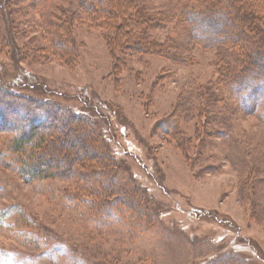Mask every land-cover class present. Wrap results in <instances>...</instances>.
<instances>
[{
    "label": "rangeland",
    "instance_id": "obj_1",
    "mask_svg": "<svg viewBox=\"0 0 264 264\" xmlns=\"http://www.w3.org/2000/svg\"><path fill=\"white\" fill-rule=\"evenodd\" d=\"M123 1L105 25L109 0H0V264H264L253 32L197 34L226 0ZM39 154L70 166L26 175Z\"/></svg>",
    "mask_w": 264,
    "mask_h": 264
},
{
    "label": "trees",
    "instance_id": "obj_2",
    "mask_svg": "<svg viewBox=\"0 0 264 264\" xmlns=\"http://www.w3.org/2000/svg\"><path fill=\"white\" fill-rule=\"evenodd\" d=\"M245 1L243 2V0H226L224 4H228V9H229L228 12L226 11L219 12V10H214L213 12L209 11L208 14L202 15L201 13H199L198 10L189 11V13L191 12L192 14L189 15L188 19L193 24V28L199 31V33L197 34L205 33V31H202L200 27L201 25L200 23H202V20L209 22V25L212 24V27L214 29L217 27L215 30H213L212 28H209L210 26L208 27L206 25L208 27V30H206V35L204 36L206 37L205 39L207 40L206 42L207 45L213 44V42L218 40V35L223 34L221 33V30H220L221 27L223 26V23H224V28H225L223 31L226 34L228 33L230 35H234L233 34L234 32L236 34L235 36H237L239 34L244 33L245 30L249 31L248 32L249 34L250 32L251 33L253 32V35L251 34V36L250 35L246 36V39H247L246 43H250V45L252 44L253 48L250 49L249 52H247L244 65L242 66L241 71L235 74L237 86L240 89L247 88V90L250 91L249 95L252 98L251 100L252 101L251 106H252L254 105V103H256L257 98H259L262 95L264 96V27L262 25L264 23V17L256 16V12H253L254 9L249 10L248 13L245 10H242L244 6L247 7V5L245 4L246 3ZM123 2L128 3L129 1L124 0ZM107 6H110V7L104 9L105 18H102V20L104 21L103 23L105 25H108L110 23H112L113 25L114 23L113 21L119 19L121 12H119L117 8L115 9L111 7L110 0ZM181 10H183V8H181L180 11ZM253 20H256L254 22L260 25V26H256L254 30L251 29V26H254ZM185 21H187L186 18H185ZM137 23L139 24L140 22H136L134 24V27L130 25L123 26V24L122 25L120 24L119 27L120 28L126 27L128 33H130L131 28L134 30L137 26ZM119 27L117 29H120ZM203 29H206V28L203 27ZM209 30H211L212 35H210ZM238 91L240 92V90H237L236 93H238ZM45 112L47 113V116H49L50 118L49 120H51L53 116V113H52L53 111L51 112V110H45ZM72 119L77 121V119H79V116H75L74 114L66 116L65 123L67 127L69 126L71 129L73 128V125L70 124ZM24 137L23 138L18 137L16 138V140H14L13 149L18 150V151L19 150L24 151V143H23ZM47 143H49V145L46 148L50 151V153H54L56 146L53 141H49L45 143H43V141H40L39 146H45ZM77 144L78 146H81L82 149L86 148L84 142L81 140H78ZM94 145H98V144H94ZM41 154H39V156H36V160L34 161L31 159L32 161L30 162H27V163L24 162V165L22 167L26 175H29L31 177H36V178L40 176L44 177V176H47L46 173L48 171L49 173L51 171L53 172V170H55L57 167L60 169H65L70 166L69 164L70 160L68 162H64L61 159H59V160H56L58 162L56 161L50 162L49 160L42 158L40 156ZM109 208H114V207L112 205L111 207L109 206Z\"/></svg>",
    "mask_w": 264,
    "mask_h": 264
}]
</instances>
